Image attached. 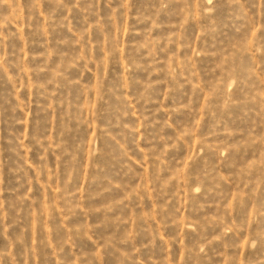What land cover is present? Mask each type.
Returning a JSON list of instances; mask_svg holds the SVG:
<instances>
[{"label": "rangeland", "instance_id": "1", "mask_svg": "<svg viewBox=\"0 0 264 264\" xmlns=\"http://www.w3.org/2000/svg\"><path fill=\"white\" fill-rule=\"evenodd\" d=\"M0 264H264V0H0Z\"/></svg>", "mask_w": 264, "mask_h": 264}]
</instances>
